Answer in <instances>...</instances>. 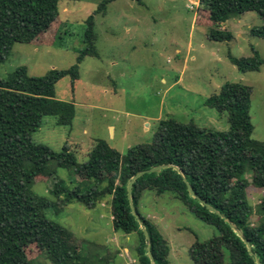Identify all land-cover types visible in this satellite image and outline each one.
Returning <instances> with one entry per match:
<instances>
[{
  "label": "trees",
  "instance_id": "16d2710c",
  "mask_svg": "<svg viewBox=\"0 0 264 264\" xmlns=\"http://www.w3.org/2000/svg\"><path fill=\"white\" fill-rule=\"evenodd\" d=\"M60 1L63 0H0V64L14 44L54 45L58 39L53 29ZM111 1L100 2L85 19L84 48L74 65L66 70L51 69L41 77H32L25 67H19L0 79V264H30L31 248L44 253L51 264H114L118 256L117 251L110 253L97 245H91L93 254L83 255V241L47 218L51 203L36 196L31 185L35 180L54 176L50 163L73 170L79 180L72 190L63 189L59 181L55 183L49 193L56 199V206L77 203L93 209L106 201L113 230L135 238L136 264H151L148 245L154 264H170L167 241L158 227L139 212L145 191L157 195L172 193L195 218L217 230L218 237L191 247L190 256L195 264H256V260L264 264V196L259 203L257 225L251 222L252 211L246 197L249 185L264 189V142L252 137L251 87L226 82L206 99L209 108L227 113V131L204 129L174 119L160 120L150 143L133 146L120 154L106 142L94 140L82 164L77 163L67 146L54 152L31 140V134L44 118L52 119L55 126L71 127L74 105L56 98L55 84L68 77L72 85L79 79L78 65L83 58H98L93 15L104 16ZM199 3L207 14L209 24L205 27L210 41L232 40V34L221 29L230 19L254 12L264 20V0H199ZM249 36L264 39V25L251 28ZM227 57L242 73L258 71L264 64L254 48L251 57L234 58L230 53ZM170 165L182 172L185 181L171 167H166L144 174L133 183L132 204L147 231L146 240L131 213L126 185L140 171ZM247 175L251 176L250 181ZM185 182L197 198L220 215L190 197ZM229 224L248 241L249 249Z\"/></svg>",
  "mask_w": 264,
  "mask_h": 264
},
{
  "label": "rangeland",
  "instance_id": "374dc122",
  "mask_svg": "<svg viewBox=\"0 0 264 264\" xmlns=\"http://www.w3.org/2000/svg\"><path fill=\"white\" fill-rule=\"evenodd\" d=\"M102 1H60L54 45L14 44L0 64V79L19 67H25L32 77H41L51 69L66 70L74 65L84 48V21ZM93 21L98 58H83L78 65L79 79L72 85L68 77L55 84L56 98L74 105L71 127L55 126L52 119L44 118L31 134L34 143L54 152L67 146L82 164L94 140L106 142L120 154L150 143L160 120L227 131V113L205 104L226 82L251 87L252 137L264 142V64L258 71L242 73L227 57L228 53L234 58L251 57L254 48L264 60V39L249 36L251 28L264 25L256 13L230 19L221 27L232 34L229 42L208 40L207 14L199 0H112L104 16L94 14ZM49 166L54 176L31 185L36 196L51 203L47 218L83 241V255L93 254L91 245L103 246L110 253L118 252L114 264H136L135 238L113 230L106 201L93 209L77 203L56 206L49 193L55 183L72 190L79 180L73 170L57 168L54 163ZM263 196L264 189L250 185L246 189L254 225ZM139 212L167 241L170 264H195L191 247L218 237L213 226L195 218L172 193L143 192ZM28 255L30 264H51L35 248Z\"/></svg>",
  "mask_w": 264,
  "mask_h": 264
},
{
  "label": "water",
  "instance_id": "95a60500",
  "mask_svg": "<svg viewBox=\"0 0 264 264\" xmlns=\"http://www.w3.org/2000/svg\"><path fill=\"white\" fill-rule=\"evenodd\" d=\"M166 167H171L173 170H175L179 175L182 176V179L183 181H185L183 175H182V172L176 167V166H157V167H152V168H149L147 170H143V171H140L138 173H136L135 175H133L130 180L128 181L127 185H126V194H127V199H128V203H129V207H130V210H131V213L133 215V217L135 218L136 222L138 223L140 229H141V232L144 236V238L146 240H148V234H147V231L145 230L141 220H140V217L139 215L137 214L133 204H132V198H131V192H132V188H133V183L135 182V180H137L139 177H141L142 175L144 174H148V173H153V172H157L161 169H164ZM185 185H186V189H187V192L188 194L190 195V197L196 199L202 206H204L208 211H210L211 213H214L216 215H220L218 213V211L216 209H214L213 207H211L210 205H208L207 203L201 201L199 198H197V196L195 195V193L193 192L191 186L185 182ZM225 219V218H224ZM225 221H227L225 219ZM230 227L235 230L234 226L229 224ZM235 232L237 233V235L241 238V234L235 230ZM242 239V238H241ZM242 241L244 242V244L246 245V247L249 249V243L247 240H244L242 239ZM147 250H148V259L150 261L151 264H154V261H153V257L151 255V252L149 251V245L147 246ZM256 264H261L260 262H258V260H256Z\"/></svg>",
  "mask_w": 264,
  "mask_h": 264
},
{
  "label": "crops",
  "instance_id": "0c3cea01",
  "mask_svg": "<svg viewBox=\"0 0 264 264\" xmlns=\"http://www.w3.org/2000/svg\"><path fill=\"white\" fill-rule=\"evenodd\" d=\"M111 131H113V129H111Z\"/></svg>",
  "mask_w": 264,
  "mask_h": 264
}]
</instances>
